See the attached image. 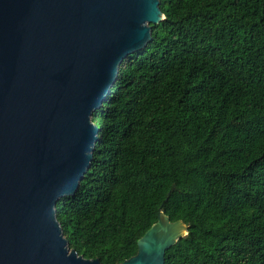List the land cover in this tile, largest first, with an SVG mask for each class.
<instances>
[{
	"label": "trees",
	"instance_id": "obj_1",
	"mask_svg": "<svg viewBox=\"0 0 264 264\" xmlns=\"http://www.w3.org/2000/svg\"><path fill=\"white\" fill-rule=\"evenodd\" d=\"M160 8L92 116L94 158L57 219L101 264L135 256L161 211L188 226L165 264H264V0Z\"/></svg>",
	"mask_w": 264,
	"mask_h": 264
},
{
	"label": "water",
	"instance_id": "obj_2",
	"mask_svg": "<svg viewBox=\"0 0 264 264\" xmlns=\"http://www.w3.org/2000/svg\"><path fill=\"white\" fill-rule=\"evenodd\" d=\"M165 18L160 0H0V264H101L71 248L56 207L91 166L122 63ZM187 234L161 211L119 264H165Z\"/></svg>",
	"mask_w": 264,
	"mask_h": 264
},
{
	"label": "bare ground",
	"instance_id": "obj_3",
	"mask_svg": "<svg viewBox=\"0 0 264 264\" xmlns=\"http://www.w3.org/2000/svg\"><path fill=\"white\" fill-rule=\"evenodd\" d=\"M185 233H186V229H185V232L183 234H185Z\"/></svg>",
	"mask_w": 264,
	"mask_h": 264
}]
</instances>
